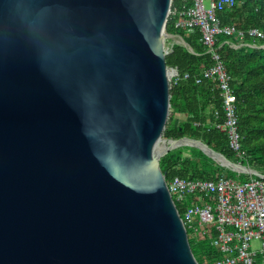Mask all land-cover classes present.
Masks as SVG:
<instances>
[{
	"label": "water",
	"instance_id": "obj_1",
	"mask_svg": "<svg viewBox=\"0 0 264 264\" xmlns=\"http://www.w3.org/2000/svg\"><path fill=\"white\" fill-rule=\"evenodd\" d=\"M172 1L0 0V264H202L160 160L246 166L164 137Z\"/></svg>",
	"mask_w": 264,
	"mask_h": 264
},
{
	"label": "trees",
	"instance_id": "obj_2",
	"mask_svg": "<svg viewBox=\"0 0 264 264\" xmlns=\"http://www.w3.org/2000/svg\"><path fill=\"white\" fill-rule=\"evenodd\" d=\"M191 2L192 0H173L172 8L182 9L191 5ZM218 16L223 25H232L237 29L255 27L264 31V0H238L235 7L219 11ZM176 19L177 17H173L168 21L167 31L181 34L193 51L182 44L174 43L173 51L166 56L167 65L178 68L182 80L170 90L172 114L164 136L174 139L184 136L200 139L229 159H237L229 146L227 135L216 127L217 123L224 120L219 90L207 78L202 83L196 82V75L213 63L212 55L202 41L200 29H177L174 26ZM219 39L218 51L237 95L240 132L248 154L247 161L252 167L259 165L264 169V47L261 46L264 39L248 36L244 42L255 43L257 46L243 45L239 48L231 45L236 42L235 37L221 35ZM187 72L191 77L183 78ZM160 166L166 172L168 181L176 176L212 178L225 171L224 166L197 147L191 146H181L169 151L161 158ZM177 206L183 214V207L179 202ZM198 244L206 264H211L220 255L209 242Z\"/></svg>",
	"mask_w": 264,
	"mask_h": 264
},
{
	"label": "built area",
	"instance_id": "obj_3",
	"mask_svg": "<svg viewBox=\"0 0 264 264\" xmlns=\"http://www.w3.org/2000/svg\"><path fill=\"white\" fill-rule=\"evenodd\" d=\"M205 1L192 0L191 5L182 9L172 8L171 5L167 23L177 17L175 28L189 31L200 29L202 41L211 53L213 63L196 75V82L202 83L207 78L219 90L224 120L216 127L227 135L229 146L239 160L234 161L246 166L228 168L239 174H249L250 179L240 181L221 172L212 178L176 176L166 181L176 205L179 202L183 207V214H180L187 231L191 230L198 242L208 240L220 253L211 264H264V171L252 167L247 161L248 154L240 132L237 95L218 51L221 35L235 37L236 42L231 43L235 48L243 45L256 47L257 44L244 42V39L248 36L264 39V31L255 27L237 29L222 24L218 12L232 9L238 0H207L209 6ZM174 43L176 41L170 40L165 44L166 56L173 51ZM261 46L264 47V44ZM175 68L168 66L170 88L182 80L178 68ZM190 77L188 72L183 76ZM255 240L261 243L259 249L252 247Z\"/></svg>",
	"mask_w": 264,
	"mask_h": 264
},
{
	"label": "rangeland",
	"instance_id": "obj_4",
	"mask_svg": "<svg viewBox=\"0 0 264 264\" xmlns=\"http://www.w3.org/2000/svg\"><path fill=\"white\" fill-rule=\"evenodd\" d=\"M205 4H206V6H209V1L206 0L205 1ZM169 42H170V40H168L166 43H169ZM171 114H172V111L170 109L169 117H170ZM168 121H169V119H168ZM177 123H181V121H177ZM191 147H193V146H191ZM234 160L235 161H239L238 159H234ZM244 163L247 164V162H244ZM253 167L254 168H257V169H259L261 171H264V169L262 168V166L253 165ZM224 168H225V172L228 173V175L233 176L235 178H240L241 181H242V179H244V180L250 179V175L249 174H242V176H241V175H239V172H237L236 170L234 171L232 168H228V167H224ZM188 233H189V240H190L191 247L194 249V252H195L194 253L195 254V257L199 261H201V263L206 264L205 261H204V259H202V256H201V254H202L201 253V247L199 246L198 241L193 237L191 230H189ZM199 242H209V241L208 240H201ZM252 247L255 248V249H259L261 247L260 241H258V240L253 241L252 242Z\"/></svg>",
	"mask_w": 264,
	"mask_h": 264
},
{
	"label": "bare ground",
	"instance_id": "obj_5",
	"mask_svg": "<svg viewBox=\"0 0 264 264\" xmlns=\"http://www.w3.org/2000/svg\"><path fill=\"white\" fill-rule=\"evenodd\" d=\"M184 142H189V143L199 144V142H196V141H190V140H181L180 142H176V143H184ZM201 146H202L207 152H209V153L215 155L218 159L221 158L217 153L212 152V151L209 150L205 145H201ZM166 147H167V145L162 141V143H160V144L158 145L157 150H158V151H162V150H164Z\"/></svg>",
	"mask_w": 264,
	"mask_h": 264
},
{
	"label": "crops",
	"instance_id": "obj_6",
	"mask_svg": "<svg viewBox=\"0 0 264 264\" xmlns=\"http://www.w3.org/2000/svg\"><path fill=\"white\" fill-rule=\"evenodd\" d=\"M179 118H181V117H179ZM223 172H225V171H223ZM242 174H245V173H240L239 175H241L242 176ZM235 178V177H234ZM235 179H238V180H240V178H235ZM248 180V179H247ZM241 181V180H240ZM242 181H246V180H242Z\"/></svg>",
	"mask_w": 264,
	"mask_h": 264
}]
</instances>
